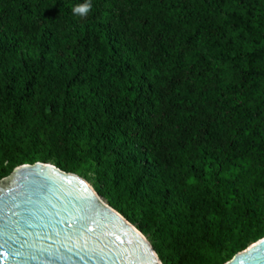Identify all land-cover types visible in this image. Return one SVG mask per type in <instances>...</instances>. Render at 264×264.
I'll return each mask as SVG.
<instances>
[{
	"label": "trees",
	"instance_id": "trees-1",
	"mask_svg": "<svg viewBox=\"0 0 264 264\" xmlns=\"http://www.w3.org/2000/svg\"><path fill=\"white\" fill-rule=\"evenodd\" d=\"M0 0V180L52 163L162 264L264 237V0Z\"/></svg>",
	"mask_w": 264,
	"mask_h": 264
},
{
	"label": "water",
	"instance_id": "water-1",
	"mask_svg": "<svg viewBox=\"0 0 264 264\" xmlns=\"http://www.w3.org/2000/svg\"><path fill=\"white\" fill-rule=\"evenodd\" d=\"M0 264L162 263L84 178L36 162L0 180ZM224 264H264V237Z\"/></svg>",
	"mask_w": 264,
	"mask_h": 264
},
{
	"label": "clouds",
	"instance_id": "clouds-1",
	"mask_svg": "<svg viewBox=\"0 0 264 264\" xmlns=\"http://www.w3.org/2000/svg\"><path fill=\"white\" fill-rule=\"evenodd\" d=\"M92 5L90 0H86L85 3L79 4L73 8V14L80 17H85L91 11Z\"/></svg>",
	"mask_w": 264,
	"mask_h": 264
},
{
	"label": "rangeland",
	"instance_id": "rangeland-1",
	"mask_svg": "<svg viewBox=\"0 0 264 264\" xmlns=\"http://www.w3.org/2000/svg\"><path fill=\"white\" fill-rule=\"evenodd\" d=\"M90 185H91V183L89 182V181H87ZM92 186V185H91ZM98 194V193H97ZM99 195V194H98ZM100 196V195H99ZM105 200V199H104ZM136 229H138V227H137V225H135V224H132ZM139 230V229H138ZM143 234V233H142ZM144 235V234H143ZM145 237H146V239L148 240V238H147V236L146 235H144ZM149 241V240H148Z\"/></svg>",
	"mask_w": 264,
	"mask_h": 264
},
{
	"label": "bare ground",
	"instance_id": "bare-ground-1",
	"mask_svg": "<svg viewBox=\"0 0 264 264\" xmlns=\"http://www.w3.org/2000/svg\"><path fill=\"white\" fill-rule=\"evenodd\" d=\"M104 202V201H103Z\"/></svg>",
	"mask_w": 264,
	"mask_h": 264
}]
</instances>
